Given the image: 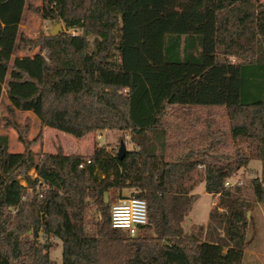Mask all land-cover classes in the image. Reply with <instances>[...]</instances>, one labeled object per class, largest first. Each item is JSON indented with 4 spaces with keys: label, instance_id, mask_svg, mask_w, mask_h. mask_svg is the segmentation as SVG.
Masks as SVG:
<instances>
[{
    "label": "trees",
    "instance_id": "obj_1",
    "mask_svg": "<svg viewBox=\"0 0 264 264\" xmlns=\"http://www.w3.org/2000/svg\"><path fill=\"white\" fill-rule=\"evenodd\" d=\"M25 7L0 0L1 120L23 146L0 134V264H51L40 235L61 240L58 264H243L248 213L264 205V0H42L32 10L69 31L35 38ZM190 107L223 108L228 133L207 118L197 145L171 146L165 118ZM19 111L75 138L119 130L134 148L36 159L42 133L30 139ZM252 159L263 177L226 185ZM201 183L215 201L185 236ZM124 188L147 205L133 235L111 226L105 197Z\"/></svg>",
    "mask_w": 264,
    "mask_h": 264
},
{
    "label": "rangeland",
    "instance_id": "obj_2",
    "mask_svg": "<svg viewBox=\"0 0 264 264\" xmlns=\"http://www.w3.org/2000/svg\"><path fill=\"white\" fill-rule=\"evenodd\" d=\"M41 5L42 0H26V7L23 11L20 24V30L23 34L29 38H35L39 35H51V31L55 28H58L59 32L69 31L65 30L61 22L44 20L32 10L33 7ZM91 41L92 38H90V42ZM33 52L17 51L15 54L22 56L32 54ZM7 103L8 99L5 94V88H3L0 99V134L7 135L10 151H22L23 146L18 142L16 132L11 128H4L2 126L1 117L5 114V106ZM16 115V118L20 123H25V120L28 119L30 125L28 137L30 139L36 137L39 131L42 133V142L36 143L32 146V150L36 154V159L39 158L41 153H55L57 146H61L64 154L78 155H90L95 145H106L108 148L116 149L117 153L120 141H123L126 150L134 148V145L130 142L129 135L119 130H97L82 138H75L59 130L42 126L38 118L31 112L19 111ZM207 118L213 121V128L219 127L228 133L229 123L227 115L225 110L221 107H190L187 108V110L172 108L168 116L165 118L166 123L169 125V136H171L169 139L170 145L179 146L180 144L185 143L187 138L194 137V133L203 131L205 128L203 123ZM177 148L178 147H176V149ZM227 149H230V143H228ZM260 165L261 164L253 159L249 165L240 168L239 171L229 179V183H243L248 186L252 178L257 177L258 179H261L263 175L261 172L262 165ZM29 175L32 178H36L34 169L29 171ZM21 183L25 185L24 181H21ZM37 189L41 190L42 188L38 187ZM203 190V183L199 184L193 190V193L197 194V198L192 205L191 211L186 215L182 222V229L185 236L190 233L193 225H205L208 220V212L215 199L209 194H204ZM130 193V189L124 188L119 191L114 190L105 197L112 206L123 196H129ZM248 197L251 199L250 194H248ZM256 205L257 204L254 203L248 214L254 222V228L249 229L248 231V238H251V245L248 250H256L261 253V256H259V260H257L254 258L253 254H249L243 264H253L255 261L264 264V205L259 204L260 208H257ZM40 241L48 243V254L51 264L61 263V240L57 237L45 238L43 235H40Z\"/></svg>",
    "mask_w": 264,
    "mask_h": 264
},
{
    "label": "built area",
    "instance_id": "obj_3",
    "mask_svg": "<svg viewBox=\"0 0 264 264\" xmlns=\"http://www.w3.org/2000/svg\"><path fill=\"white\" fill-rule=\"evenodd\" d=\"M89 163H81L79 166ZM226 185H230L229 181ZM147 221V205L145 200L128 196L121 198L117 203L112 205L110 212V222L113 228L121 229L130 235L136 233L140 225L146 224Z\"/></svg>",
    "mask_w": 264,
    "mask_h": 264
},
{
    "label": "crops",
    "instance_id": "obj_4",
    "mask_svg": "<svg viewBox=\"0 0 264 264\" xmlns=\"http://www.w3.org/2000/svg\"><path fill=\"white\" fill-rule=\"evenodd\" d=\"M194 135H195V133H194ZM193 141H195V139H194L193 137L188 138L187 146H195V145H197V144L194 143ZM252 160H253V159H252ZM252 160H250L249 163H250ZM254 160H255V159H254ZM255 161L258 162L259 164H261V162H260L259 160H255ZM249 163H248L247 165H249ZM260 166H261V165H260ZM203 193H204V194H207V193L205 192V190H203ZM256 206H257V208H260V207H259V204H257ZM248 214H249V213H248ZM206 223H207V222H206ZM249 254H253L254 258L257 259V260H259L258 258H259V256H261V253H260V252H257L256 250L254 251V250H248V249H247V250H246V257H245L244 262H245L246 259L248 258ZM253 264H260V263H257V261H255Z\"/></svg>",
    "mask_w": 264,
    "mask_h": 264
},
{
    "label": "water",
    "instance_id": "obj_5",
    "mask_svg": "<svg viewBox=\"0 0 264 264\" xmlns=\"http://www.w3.org/2000/svg\"><path fill=\"white\" fill-rule=\"evenodd\" d=\"M59 33V29L58 28H55L51 31V35H55V34H58ZM125 151H126V148H125V145L123 143V141H120V144H119V149L116 153V157L117 159L121 160L124 155H125Z\"/></svg>",
    "mask_w": 264,
    "mask_h": 264
}]
</instances>
